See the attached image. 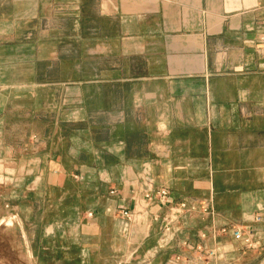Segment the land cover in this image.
Wrapping results in <instances>:
<instances>
[{
  "label": "crops",
  "instance_id": "1",
  "mask_svg": "<svg viewBox=\"0 0 264 264\" xmlns=\"http://www.w3.org/2000/svg\"><path fill=\"white\" fill-rule=\"evenodd\" d=\"M263 5L0 0V264H264Z\"/></svg>",
  "mask_w": 264,
  "mask_h": 264
},
{
  "label": "built area",
  "instance_id": "2",
  "mask_svg": "<svg viewBox=\"0 0 264 264\" xmlns=\"http://www.w3.org/2000/svg\"><path fill=\"white\" fill-rule=\"evenodd\" d=\"M263 13L260 17V19L256 22L253 29H255L258 32V37L255 39L256 43V50L259 52L262 57L264 58V5L262 6ZM111 193H115V189L110 190ZM145 197L148 201H159L162 203H165L169 200V190L165 187L155 188V189H149L145 193ZM177 207L188 213L193 212H201L203 214H210L212 211V208L210 206V203L205 200H181L177 202ZM91 214V213H90ZM121 216L127 219H130L131 212L129 209H124L121 211ZM258 221L261 220V216H257L256 218ZM166 230H169V226L166 227ZM221 233H227L231 232L234 238L238 240H242L245 245L248 247H255V242L253 240V229H245L243 227L239 226H223L220 228ZM196 250L199 253H204L206 255L212 256L214 255V251L207 249L204 245H197Z\"/></svg>",
  "mask_w": 264,
  "mask_h": 264
},
{
  "label": "rangeland",
  "instance_id": "3",
  "mask_svg": "<svg viewBox=\"0 0 264 264\" xmlns=\"http://www.w3.org/2000/svg\"><path fill=\"white\" fill-rule=\"evenodd\" d=\"M7 221L11 222V221H13V218L10 217V218L7 219Z\"/></svg>",
  "mask_w": 264,
  "mask_h": 264
}]
</instances>
